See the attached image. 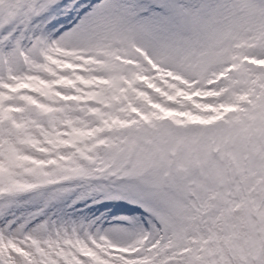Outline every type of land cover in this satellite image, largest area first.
<instances>
[{
    "label": "snow or ice",
    "instance_id": "1",
    "mask_svg": "<svg viewBox=\"0 0 264 264\" xmlns=\"http://www.w3.org/2000/svg\"><path fill=\"white\" fill-rule=\"evenodd\" d=\"M0 264H264V0H0Z\"/></svg>",
    "mask_w": 264,
    "mask_h": 264
}]
</instances>
